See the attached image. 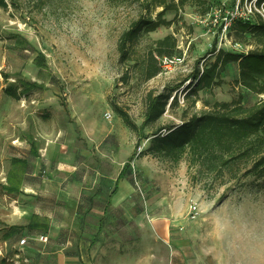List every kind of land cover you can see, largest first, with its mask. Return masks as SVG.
<instances>
[{
    "label": "rangeland",
    "instance_id": "1",
    "mask_svg": "<svg viewBox=\"0 0 264 264\" xmlns=\"http://www.w3.org/2000/svg\"><path fill=\"white\" fill-rule=\"evenodd\" d=\"M237 2L167 11L171 24L142 34L126 61L118 45L147 12L138 1L19 0L0 8V239L29 240L18 264H60L67 250L78 262L82 238L92 264H168L173 247L193 264H264V178L244 170L193 183L185 158L141 155L158 128L217 102L264 99L236 85L237 63L219 86L186 96L214 48L250 49L249 38L239 42L224 29ZM167 36L177 45L173 63L149 78L152 53L160 66L155 42ZM171 90L178 103L156 124L141 131L126 124L124 115L140 128L147 95ZM41 235L47 240L37 241ZM0 264L16 263L0 257Z\"/></svg>",
    "mask_w": 264,
    "mask_h": 264
},
{
    "label": "trees",
    "instance_id": "2",
    "mask_svg": "<svg viewBox=\"0 0 264 264\" xmlns=\"http://www.w3.org/2000/svg\"><path fill=\"white\" fill-rule=\"evenodd\" d=\"M133 1L145 5L147 12L132 22L120 37L118 50L123 61L128 59L130 47L142 34H149L161 26L171 24L164 17L167 11L183 8L193 2L205 4V0H174L170 3L168 0ZM18 2L19 0H0V8H7L9 3L16 6ZM257 5H263L264 8V0H257ZM157 7H161L162 11L154 17L151 12ZM254 20L236 21L229 29V33L233 32L239 42L249 38L247 44L250 49L237 53L224 50L217 52L214 48L210 52L214 61L202 69L198 66L194 69V84L186 96L197 95L199 91L212 90L219 86L221 74L233 63L238 65L236 85L252 94L264 95V19L257 15ZM155 43L154 52L160 59L173 57L177 45L172 36ZM150 59L155 63V67L149 72V78H153L162 67L161 63L157 66L154 53ZM8 95L19 98L11 89ZM171 97L172 90L158 94L150 92L147 95L142 126L138 128L127 115H124V121L134 131L153 126L163 116L168 105L171 107L178 103L176 96L170 101ZM143 154H157L173 162L185 158L193 183L207 176L223 180L226 174L230 179H236L244 170V176L264 178V99L252 106H244L239 100L217 102L210 110L193 114L179 125L158 128L152 135L150 146L141 152ZM128 167L129 164L124 166L120 178L125 175ZM119 179L112 195L118 191Z\"/></svg>",
    "mask_w": 264,
    "mask_h": 264
},
{
    "label": "crops",
    "instance_id": "3",
    "mask_svg": "<svg viewBox=\"0 0 264 264\" xmlns=\"http://www.w3.org/2000/svg\"><path fill=\"white\" fill-rule=\"evenodd\" d=\"M14 230H20L21 226H13ZM45 237L47 240V236L41 235ZM7 239H0V257H2L5 260H8L10 262H15L18 264L17 260L20 259V251L29 245V240L27 241V244L24 247L19 246V241H17L15 244L11 241V234L6 236ZM40 238V237H39ZM39 238H37V241H39ZM69 246V242L63 246V250L66 249ZM91 250V243L86 239L82 238L78 242V262H75L74 260H71L68 256H70L67 250L66 252H62L59 254L60 256V264H92V258L90 255ZM11 255H10V254ZM8 256V257H7ZM168 264H193V262L190 260V258L184 257L181 255L179 248H172L171 255L169 258Z\"/></svg>",
    "mask_w": 264,
    "mask_h": 264
},
{
    "label": "built area",
    "instance_id": "4",
    "mask_svg": "<svg viewBox=\"0 0 264 264\" xmlns=\"http://www.w3.org/2000/svg\"><path fill=\"white\" fill-rule=\"evenodd\" d=\"M238 0L237 3H235L234 7L228 12L229 20L227 24L225 25L224 29H230L231 26L236 21H242V22H251L255 19L257 15L261 16L264 19V8L263 5L260 7L257 5V0ZM161 66L164 67V65L167 67L168 65L173 63L172 57H164L160 59ZM164 63V64H163ZM27 239L22 238L19 242L20 247H24L27 244ZM40 242L46 241L45 237L40 236L39 238Z\"/></svg>",
    "mask_w": 264,
    "mask_h": 264
}]
</instances>
